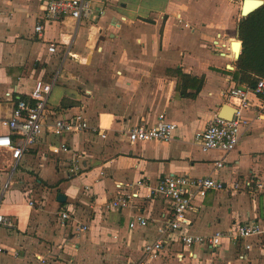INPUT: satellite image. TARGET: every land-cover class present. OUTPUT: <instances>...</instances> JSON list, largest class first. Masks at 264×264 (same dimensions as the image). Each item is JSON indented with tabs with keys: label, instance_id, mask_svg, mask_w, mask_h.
<instances>
[{
	"label": "crops",
	"instance_id": "crops-1",
	"mask_svg": "<svg viewBox=\"0 0 264 264\" xmlns=\"http://www.w3.org/2000/svg\"><path fill=\"white\" fill-rule=\"evenodd\" d=\"M46 1L0 0V135L18 97L29 100L39 80L54 82L48 123L36 144L16 167L11 153L0 149V214L15 222L0 226V264H33L37 257L45 258L39 264H264V234L227 239L214 250L172 242L159 257L144 258L141 245L169 219V202L146 199L144 186L130 208H107L119 183L211 176L224 189L209 192L189 212V233L210 236L264 223V114L244 110L250 126L221 168L215 163L223 154L203 152L194 140L225 104L233 106V88H246L247 98L258 102L235 74L232 43L247 17L242 6L236 0H87V16L46 23L38 33ZM52 43L56 52L49 51ZM87 64L101 69L86 77L72 70ZM181 73L195 80L186 84ZM77 114L106 138L91 130L57 137L49 128ZM161 115L177 124L173 140L130 143L131 127L154 125ZM60 144L70 150L53 153ZM75 154L81 171L70 178ZM60 193L66 202L58 201ZM65 209L72 213L67 224L60 217ZM136 215L148 217V225L130 229ZM78 224L88 229L78 232Z\"/></svg>",
	"mask_w": 264,
	"mask_h": 264
},
{
	"label": "built area",
	"instance_id": "built-area-1",
	"mask_svg": "<svg viewBox=\"0 0 264 264\" xmlns=\"http://www.w3.org/2000/svg\"><path fill=\"white\" fill-rule=\"evenodd\" d=\"M91 12L87 0H47L43 14V22L38 23L36 31L41 33L45 24L58 22L67 17L80 20ZM104 10H99L102 15ZM216 47V44H213ZM224 46V45H222ZM56 43L49 45L50 52H56ZM54 86V82L37 81L34 89L30 93V99L17 98L12 115L2 120V125L6 133L0 135V149L11 153L13 165L16 167L24 153L32 148L40 134L43 132L49 119V96ZM253 93L258 102L252 103L247 98V93L241 88H233L228 96L234 100L233 106L236 112L231 118H224L216 114L209 124L195 134V145L203 152L219 151L223 158L215 165L221 168L225 165V156L235 150L240 142L242 130L250 126V120L244 116V110L256 108L257 112L264 114V78H260ZM10 97L12 94H8ZM55 136L60 137L66 133L81 132L91 130L106 138L105 132L98 127H93L83 114H77L72 118L60 117L49 125ZM177 124L161 115L154 125L144 123L136 124L128 132L130 143L147 141L169 142L173 140ZM53 153L68 152L70 148L67 144H60L51 148ZM73 159L68 176L79 175L81 166L78 158ZM250 185L249 182H246ZM241 184L237 182L235 188ZM146 186L148 189L144 194L146 199L162 198L169 202L171 206L169 219L158 228V235L152 241H145L141 245L144 258L159 257L165 245L172 242H180L185 247L192 248L195 245L205 247L210 250L218 248L224 240L241 242L254 236L264 234V223L253 221L244 223L229 231H219L210 236L189 233V226L192 224L189 212L198 208L199 200L203 199L211 191L224 189V184L211 176L191 177L188 175H166L160 178L155 184L147 185L141 179L135 184H117L118 192L116 196L107 203V208L122 211L134 205L135 201L142 197L137 187ZM126 188V189H125ZM33 201L30 202L33 205ZM62 223L67 224L72 219V213L65 209L60 213ZM148 217L136 215L129 222V228L135 229L137 226H147ZM0 226L13 228L14 220L6 215L0 214ZM88 229V225L78 224L77 231L82 232ZM246 248H251L250 244ZM0 245V253L4 252ZM38 263L44 262V257H37Z\"/></svg>",
	"mask_w": 264,
	"mask_h": 264
},
{
	"label": "trees",
	"instance_id": "trees-1",
	"mask_svg": "<svg viewBox=\"0 0 264 264\" xmlns=\"http://www.w3.org/2000/svg\"><path fill=\"white\" fill-rule=\"evenodd\" d=\"M239 37L243 49L235 74L241 83L254 89L258 80L264 78V4L241 20ZM180 76L186 84L195 80L184 73Z\"/></svg>",
	"mask_w": 264,
	"mask_h": 264
},
{
	"label": "water",
	"instance_id": "water-1",
	"mask_svg": "<svg viewBox=\"0 0 264 264\" xmlns=\"http://www.w3.org/2000/svg\"><path fill=\"white\" fill-rule=\"evenodd\" d=\"M264 4V0H243L242 2V8H241V14L242 16H248L250 15L253 11H255L257 8L262 6ZM239 45V51L235 53V58L239 59L241 55V50L243 47V41L241 40H236L232 43V46L234 45ZM244 91H246V88H241ZM236 112V108L229 105L225 104L224 107L222 108L219 116L224 117V118H231L233 114ZM67 197L63 194L60 193L58 196V201L59 202H66Z\"/></svg>",
	"mask_w": 264,
	"mask_h": 264
},
{
	"label": "rangeland",
	"instance_id": "rangeland-1",
	"mask_svg": "<svg viewBox=\"0 0 264 264\" xmlns=\"http://www.w3.org/2000/svg\"><path fill=\"white\" fill-rule=\"evenodd\" d=\"M243 0H236V2H237V4H238V6L241 8V2H242ZM240 40V39H239ZM103 68H110V66L108 65V64H106V65H104L103 66ZM101 68H99L98 67V65H96V64H87L86 65V67L84 66V65H79L78 67H76V68H72V70L73 71H75L76 72V74L78 75V76H80V77H86V76H91V75H94L97 71L99 72V70H100ZM86 75V76H85ZM78 89L79 90H81L82 89V87H79L78 86ZM103 250V252H105L104 251V249H102ZM105 261H107L108 262V259H105Z\"/></svg>",
	"mask_w": 264,
	"mask_h": 264
},
{
	"label": "bare ground",
	"instance_id": "bare-ground-1",
	"mask_svg": "<svg viewBox=\"0 0 264 264\" xmlns=\"http://www.w3.org/2000/svg\"><path fill=\"white\" fill-rule=\"evenodd\" d=\"M241 6H242V4H241ZM234 48H235V53H237L238 51H239V45H234Z\"/></svg>",
	"mask_w": 264,
	"mask_h": 264
}]
</instances>
